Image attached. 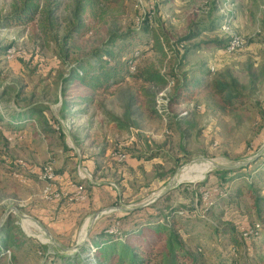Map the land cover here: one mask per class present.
<instances>
[{
    "label": "rangeland",
    "instance_id": "rangeland-1",
    "mask_svg": "<svg viewBox=\"0 0 264 264\" xmlns=\"http://www.w3.org/2000/svg\"><path fill=\"white\" fill-rule=\"evenodd\" d=\"M23 3L0 0V93L6 91L0 100V229L13 227L18 235L21 228L28 238H22L23 244L0 264L66 263L68 259L50 252L42 254L40 244L56 245L47 231L55 233L66 248L63 255L74 263L78 255L95 262L89 249L104 241L96 237L112 223L120 229L130 227L123 224L124 218H117L119 206H127L123 196L111 197L93 237L76 246L77 234L57 235L60 227L54 230L50 218L41 213L38 200H46L43 171L51 165L56 175L85 173L90 160L94 163L90 174L100 176L106 170L118 171L117 163L123 165L129 154L160 155L157 174L174 183L169 201L157 202L151 212L167 204L196 205L197 194L186 199L180 189L206 182L200 190L208 199L203 197L202 204L216 201L213 214L197 205L195 212L179 214L194 237L188 247L195 254L208 264L226 260L254 264L262 252L264 228L247 237L244 233H250L254 223L264 225V204L259 216L250 197L237 202L229 198L243 181L256 197L264 198V179L259 177L264 169V0H46L42 7L52 8L57 19L50 38L33 24H8ZM80 21L84 28L73 32ZM154 29L165 34L164 50L145 51L130 66L120 59L123 69L135 65L138 72L160 73L166 82H145L129 75L108 89L92 90L65 81L75 69L95 61L112 36L139 32L150 41ZM235 36L242 45L228 52L226 43ZM127 48V55L139 52L137 44ZM190 78L204 83L195 98L171 103L177 87ZM218 84L225 87L224 97L217 93ZM91 96L94 101L85 103V97ZM226 99H239L245 106H231ZM39 113L56 129L49 138L40 132ZM120 155H126L125 160ZM194 165H200L191 173L194 176L183 178ZM222 169L228 171V179L220 183L216 174ZM220 187L223 193L216 196ZM133 212L148 217L141 209ZM94 221L87 219L78 226L79 239ZM226 222L236 228V243L212 228ZM56 251L61 255L59 248Z\"/></svg>",
    "mask_w": 264,
    "mask_h": 264
},
{
    "label": "trees",
    "instance_id": "trees-1",
    "mask_svg": "<svg viewBox=\"0 0 264 264\" xmlns=\"http://www.w3.org/2000/svg\"><path fill=\"white\" fill-rule=\"evenodd\" d=\"M23 1L24 3L21 7V11L15 14V16L10 19L8 24L17 26L33 24L35 27L40 28L46 38L52 37L53 34L51 30L57 27V19L52 14V8L45 9L42 7L41 2L46 0ZM106 1L117 3L120 0ZM83 25L84 23L80 21L77 23V25L73 26L72 31L80 32V30L84 28ZM152 32L153 37L150 41H144L142 35H140L139 32L131 33V35L120 34L112 36L108 43L109 47L100 51V53L96 56L95 61H89L85 65L75 69L70 75L69 79H66L65 81H76L81 87L90 88L92 90L108 89L114 82H117L118 78H126V76L129 75L145 82H166V79L157 72H138L137 69L135 71H131L130 68H127L126 70H128V73L125 69H123V63H121L120 58H124L123 62L130 66L135 62L137 57L142 55L145 51L156 48H159L161 51L164 50L165 34H162L155 29ZM193 36H195V34H192L190 38ZM69 37L73 36L70 35ZM134 44H137L139 47V55L136 56L135 53H132V55H127L125 53L126 49H128L127 47ZM214 44L218 45L219 48H222L221 43L215 42ZM144 45H148L149 47L147 49H142ZM201 47L202 45L197 46L199 49H201ZM203 84L204 83L201 80L195 78L188 79L186 82L177 87V93L175 97L171 99V103H181L182 101L192 100L196 96V90L201 88ZM216 90L221 97H224L225 87H222L218 84L216 86ZM5 94L6 91L0 93V100ZM85 98V103L94 101V97L92 96ZM226 100L231 106H245V103L239 99ZM21 116L22 113L16 118H20ZM13 118L15 119V117ZM2 119L3 116L0 115V120ZM37 119L40 126V132L42 134L49 138L53 133L56 132V129L51 124L50 120L43 113H39L37 115ZM9 124L11 126H17L16 123ZM260 170L264 173V169ZM257 172H259V170H257L256 173ZM263 173L260 172L259 176L262 178V180L264 179V177H262ZM227 174L228 171L226 169L220 170L216 174L218 181L220 183L226 181L228 179ZM205 185L206 182L197 183L193 189H180V193L186 199L190 198V195L193 193H196L197 207L204 209L205 213L208 215V213L213 214L216 203L211 206H207L206 204L203 206L202 190L200 189ZM221 191L223 193L222 187H220L219 191H216V196L221 195ZM236 193V195L234 193V195L230 196V202H237L241 197L248 196L253 201L255 213L259 216L261 215V208L262 204H264V198L258 196L256 197L255 191L252 189L251 185L243 181L237 188ZM171 196L172 193L170 191L168 194L163 196L160 201L165 203L169 201ZM157 204L158 203L156 202L150 205L148 208L141 209L142 211L147 212L146 214L148 217H142L144 215L140 216V219L135 221L133 220L132 223L129 222L127 225H125L130 227H126L124 229H120L119 227V231L117 233H109L107 231L109 228L115 225L114 223L110 224L107 227L105 233H101L96 237H104V241H101L100 246L96 247L94 245L92 249H89V252H93L95 262L89 258H82L78 255V263L81 261L83 264H208L204 259L200 258L199 255L195 254L188 247L189 242L194 240V237L191 238V235H189L190 230L187 229V224L185 223L186 219L179 216V214L182 212H195L197 209L196 205L194 204L192 207H190L189 203L185 202L178 205L167 204L160 209H155V212H151L150 210L156 208ZM131 215L123 217V222L127 221V218L131 217ZM153 218L156 219V223H151L150 219ZM255 224L256 223H254L253 226ZM12 228L13 227L3 229V232L0 235V260L6 257L7 253L16 252V250L22 245V238H26V235L21 230V228L17 229L19 232L18 235L15 234V231ZM212 228H215L218 233H221L224 238H229L231 241H233V243H236L238 240V234L235 230L236 228L229 222H226L223 225H216L215 227L212 226ZM263 228L264 225L261 224L260 232L263 230ZM2 234H6V236H2ZM90 237H93V234L90 235ZM39 248L42 250V254H48L50 252L51 256L55 255L56 257L64 260L68 259L66 263L64 262V264H78L74 263L71 258L67 257L68 255L62 254L60 256L56 250H49L47 245L40 244ZM261 248L262 252L255 256L254 264H264V241L261 244ZM55 261L56 258L53 259V262ZM219 264L234 263L232 261L226 260L220 261Z\"/></svg>",
    "mask_w": 264,
    "mask_h": 264
},
{
    "label": "crops",
    "instance_id": "crops-1",
    "mask_svg": "<svg viewBox=\"0 0 264 264\" xmlns=\"http://www.w3.org/2000/svg\"><path fill=\"white\" fill-rule=\"evenodd\" d=\"M127 157L123 165L117 163L116 167L119 169L118 171L114 169L110 171L106 170L100 176H92L90 174L89 171L92 172L93 170L91 164H94L90 160L85 163L88 166L85 173L64 172L58 175L56 180L58 188L68 193H75L79 185L85 186L84 189H86L84 192L86 198L81 201L64 199V201L60 200L61 202L38 200L41 202V213H44L45 216L50 218L52 222L51 225L55 228L54 230L60 227L59 231H56L57 235L77 234L76 246H81L82 242L85 241L86 235L83 236V239H79L80 233L78 232V226L83 221L92 218L95 220L94 225L88 227V232L90 235L95 233L94 229L97 228L96 225H101V220L106 216L105 214L107 212H104V208L108 207L106 204L111 201L112 196H123L127 206H119L117 209V218L127 217L132 214L131 217H128L127 221L123 222L124 225H127L133 218H136L138 215L142 216L140 213L134 215V212L131 213V210L148 208L155 202L160 201L163 196L170 192L172 183H169V177L164 174H157V169L161 168L160 164L162 163L160 155L140 156L129 154ZM158 195L161 196L150 204L149 202ZM3 229L1 228L0 231L2 230L3 232ZM47 233L53 243L56 244L54 246H49V249H56L57 247L56 250L59 248L61 255L65 254L63 252L66 248L63 247L61 243H58L59 241L54 235L55 233L53 234L50 231H47ZM2 236H6V234H2ZM89 237L90 236H88L87 240ZM26 238H28L27 235ZM26 238L23 239L25 240Z\"/></svg>",
    "mask_w": 264,
    "mask_h": 264
},
{
    "label": "built area",
    "instance_id": "built-area-1",
    "mask_svg": "<svg viewBox=\"0 0 264 264\" xmlns=\"http://www.w3.org/2000/svg\"><path fill=\"white\" fill-rule=\"evenodd\" d=\"M242 39L240 37H232L230 39H228L227 43H226V50L228 52H234L235 50H237V48H239L242 45ZM140 52H138V54L135 55L138 56ZM9 57L13 58L14 57V49H10L9 50ZM136 70V66L132 65V69L131 71H135ZM126 155H120V160H125ZM58 175H56L54 168L51 165H48L45 167L44 171H43V176L42 178L46 181L45 186L43 188L42 191V196L44 199L49 200V201H60L64 198L71 200V201H81L84 200L86 198L85 192H84V187L82 185L78 186V189L75 193H68L65 190H62L60 188H58L57 184H56V180H57ZM219 191V189L217 190ZM222 193V191L220 192ZM202 197H204L205 200L208 199V196L204 195V191H202ZM215 202L214 201H207L206 205L207 206H211L213 205ZM261 228V224L260 223H256L254 226H252V230L247 233H244V236L247 237L249 234L252 235L253 233L257 234L258 231H260ZM109 233H117L119 231V227L117 225H113L111 228H109L107 230Z\"/></svg>",
    "mask_w": 264,
    "mask_h": 264
},
{
    "label": "bare ground",
    "instance_id": "bare-ground-1",
    "mask_svg": "<svg viewBox=\"0 0 264 264\" xmlns=\"http://www.w3.org/2000/svg\"><path fill=\"white\" fill-rule=\"evenodd\" d=\"M200 168V165H194V166H191L190 168H188L182 175L183 178H192L194 175H192L191 173L193 171H197L198 169ZM206 168V167H205ZM84 234L86 233L85 231L83 232Z\"/></svg>",
    "mask_w": 264,
    "mask_h": 264
},
{
    "label": "water",
    "instance_id": "water-1",
    "mask_svg": "<svg viewBox=\"0 0 264 264\" xmlns=\"http://www.w3.org/2000/svg\"><path fill=\"white\" fill-rule=\"evenodd\" d=\"M173 186H174V183H172L170 187H173ZM160 196H161V195L156 196V197H155L154 199H152L149 203L151 204V203L155 202ZM88 235H89V232L87 231V234H86V237H85V241L87 240Z\"/></svg>",
    "mask_w": 264,
    "mask_h": 264
}]
</instances>
